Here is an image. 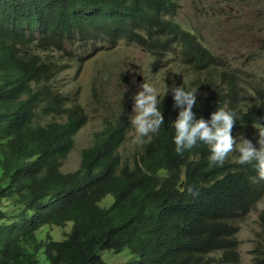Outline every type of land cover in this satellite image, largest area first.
I'll return each mask as SVG.
<instances>
[{
	"label": "trees",
	"instance_id": "obj_1",
	"mask_svg": "<svg viewBox=\"0 0 264 264\" xmlns=\"http://www.w3.org/2000/svg\"><path fill=\"white\" fill-rule=\"evenodd\" d=\"M180 6L0 0V264H38V252L49 264H242L236 220L264 193V145L256 149L257 135L252 146L240 143V130L264 126V89L245 86L241 71L213 70L220 61L174 20ZM99 37L133 40L153 55L152 69L172 51L195 77L166 79L132 154L121 153L131 126L124 103L64 172L86 117L55 78L74 40ZM257 221L251 264H264V209ZM67 222L53 238L52 226ZM125 250L122 261L101 256Z\"/></svg>",
	"mask_w": 264,
	"mask_h": 264
},
{
	"label": "rangeland",
	"instance_id": "obj_2",
	"mask_svg": "<svg viewBox=\"0 0 264 264\" xmlns=\"http://www.w3.org/2000/svg\"><path fill=\"white\" fill-rule=\"evenodd\" d=\"M180 4L173 18L214 53L220 64L212 69L241 71L245 86L257 85L264 89V82L260 80L264 76V0H180ZM90 40L73 41L68 47L73 51L71 57L67 55V59H61L68 62V66L55 78L57 88L78 99L86 117L75 135L72 150L62 162L61 170L64 172L79 166L81 148L91 143L93 134L102 129L104 118L116 114L121 104L128 105L131 111V126L121 153L132 154L140 132L151 124L150 109L156 96L164 92L166 79L188 82L195 77L191 66L180 64L172 51L166 54L168 58L163 66L162 60L152 69L153 55L133 40L124 37L113 41L99 37L93 43ZM53 54L58 56V53ZM251 128L258 136L259 126ZM260 137H264V133ZM240 143L245 144L246 139ZM105 200L110 203L111 196L107 195ZM254 208L236 220L238 232L235 236L242 264H251V250L261 240L262 233L256 218L264 208V196ZM70 227L71 222H67L65 227L52 226L50 233L53 238L60 239L62 232ZM50 228L45 225L39 229L37 238L45 239ZM123 254L127 258L130 256L125 250L120 255L102 253V257L112 263L124 260L126 256ZM37 259L38 264H49L41 252L37 253Z\"/></svg>",
	"mask_w": 264,
	"mask_h": 264
},
{
	"label": "clouds",
	"instance_id": "obj_3",
	"mask_svg": "<svg viewBox=\"0 0 264 264\" xmlns=\"http://www.w3.org/2000/svg\"><path fill=\"white\" fill-rule=\"evenodd\" d=\"M157 99V98H156ZM156 99L153 101V103L156 101ZM152 110V107H151V109H150V111ZM151 117V116H150ZM150 120H151V118H150ZM255 128H256V126H255ZM257 130H259L260 132L258 133V143H257V146H256V149H257V147L259 146V145H261L262 143H261V141H260V135H262V133H264V130H263V128H262V126L260 125L259 126V128H257ZM255 130L253 129V128H247L246 127V129H241L240 130V133H244V134H246L245 136L246 137H241L240 138V140H239V142L242 140V139H246V143L244 144V145H246V144H249V146H250V144H251V146H252V144L255 142L254 140L257 138V136H255V132H254ZM249 132H251V134L253 133V135H248V133ZM244 145L241 147V146H238L239 147V152L242 154V155H244V156H246V157H252V156H254V154H248L247 153V151L246 152H244ZM259 153V155L260 154H262L264 151H258ZM258 179H260V180H263L264 181V176H262V177H259ZM262 196H264V193L262 194ZM259 201L260 200H257L256 202H255V204L254 205H251L250 206V208H249V211L246 213V214H248V213H250L253 209H255L254 207L259 203ZM264 209V208H263ZM262 209V210H263ZM261 211V210H260ZM260 211L258 212V215H257V220H258V218H259V213H260ZM246 214H244V215H246ZM257 223H258V221H257ZM259 225V224H258ZM260 228V227H259ZM238 245H239V243H238V241H237V251H238V253H239V250H238ZM239 255H240V253H239ZM252 256H253V254H252ZM251 259H252V257H251Z\"/></svg>",
	"mask_w": 264,
	"mask_h": 264
},
{
	"label": "bare ground",
	"instance_id": "obj_4",
	"mask_svg": "<svg viewBox=\"0 0 264 264\" xmlns=\"http://www.w3.org/2000/svg\"><path fill=\"white\" fill-rule=\"evenodd\" d=\"M181 7V6H180ZM179 7V8H180ZM178 8V9H179ZM178 11V10H177ZM189 31V30H188ZM191 32V31H190ZM191 34H193V35H195L193 32H191ZM197 40H199L198 38H197V36L195 35L194 36ZM201 43H202V41L201 40H199ZM203 44V43H202ZM137 45V44H136ZM204 45V44H203ZM206 48H208L206 45H204ZM209 49V48H208ZM209 51L214 55V53L209 49ZM150 54V53H149ZM215 56V55H214ZM262 127H264V126H262ZM263 140H264V137H263ZM263 145H264V142L262 141L261 142ZM263 196H261L258 200H260L261 198H262ZM263 243V242H262ZM262 245V244H261ZM111 253H113V252H111ZM113 254H115V253H113ZM102 256V255H101ZM240 256V255H239ZM113 263V262H112Z\"/></svg>",
	"mask_w": 264,
	"mask_h": 264
}]
</instances>
